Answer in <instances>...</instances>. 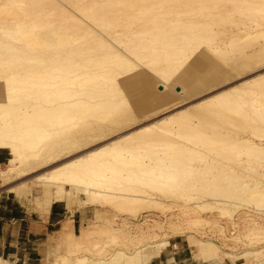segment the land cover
<instances>
[{"label":"rangeland","instance_id":"374dc122","mask_svg":"<svg viewBox=\"0 0 264 264\" xmlns=\"http://www.w3.org/2000/svg\"><path fill=\"white\" fill-rule=\"evenodd\" d=\"M78 64L84 71L63 75L59 70ZM88 70L104 77L87 83ZM23 76L32 77L27 81L34 86L37 81L41 91L54 88L52 94L61 88L65 94L80 88L107 91V98L99 100L109 96L114 109L43 123L49 130L65 131L85 124L100 137L33 171L21 166L11 170L6 161L0 165L3 194L11 195L10 187L29 185L35 173L169 120L138 148H126L123 158L108 159L103 176L93 182L109 193L84 206L90 210L85 234L65 237L50 264H112L116 254H121L119 264L131 257L142 262L178 234L192 238L190 243L207 241L205 247H195L204 258L219 252L243 264H264V214L255 211L264 207V198L232 194L244 180L251 187L264 183V160H253L243 144L250 139L264 147V0H0V78L8 77L10 85ZM26 82L19 83L30 84ZM236 87L243 90L238 96L233 95ZM33 90L26 92L29 97L19 91L21 96L13 94L14 99L32 102ZM223 92L229 96L215 97ZM58 93L51 94L52 104L66 102L68 94ZM114 116L124 124L110 131ZM34 141L38 148L41 140ZM221 174H233L235 180L226 183ZM64 189V195L70 193L68 201H86L80 192ZM29 190L24 197L36 201H43L46 192L50 200L64 196L52 186ZM250 251L255 255L235 258Z\"/></svg>","mask_w":264,"mask_h":264},{"label":"bare ground","instance_id":"6f19581e","mask_svg":"<svg viewBox=\"0 0 264 264\" xmlns=\"http://www.w3.org/2000/svg\"><path fill=\"white\" fill-rule=\"evenodd\" d=\"M6 50H4V51H6ZM95 64H96V60H95ZM78 66H79V64H78ZM62 67H63L62 70H61V67L59 70H60V72L62 71L63 75L69 74L70 72H74L76 74V72L80 73V72L84 71V70H81V68H80L81 66L77 67V65L76 66L75 65L74 66L63 65ZM84 67H87V66L85 65ZM84 67H82V68L85 69ZM88 71H90V70H88ZM56 72H55V75H56ZM88 73H89L88 77L85 78V81L87 83L91 80H94V79L97 80L96 79V78H98L97 76H101V78L104 77L103 75H97L98 72L95 73L94 71H90ZM90 73H92V74H90ZM25 75L26 74H24V76ZM81 75H83V73ZM11 76H14V74L13 75L10 74V77ZM74 76L76 77L77 75H74ZM8 77L0 78V148H5V149L9 150V152H10L9 165H10L11 170L15 169L17 167L19 168V166H21L24 168V171L29 172V171H33L39 167H42V166H45L48 164L49 165L54 164V162H57V160H59L60 158L62 159L63 156H65L67 154H69L68 156H70V154L77 151L78 149L80 150L81 148L96 142L100 137L99 134H94L95 131H93V128L87 127V125L85 127L84 126L85 124H83V126L80 127V129H79V127H78V129L76 128V130H74V129L73 130L68 129L67 131H65V129H63V130L62 129H60V130L59 129L58 130L57 129L49 130L46 128L47 126L46 127L43 126V123H45L46 121L51 122V120L53 118H57L58 116H61V117L64 115L65 116L66 115L71 116V115H74L76 113L79 114V113H83V112H87V111H94V112H99V113L100 112L108 113V112H111L112 109H114L113 105L109 102V100H110L109 96H108V99H109L108 101L104 100L106 95H107V91H101L98 93H92L90 91L84 92V90L81 91L80 90L81 88L80 89L78 88V87L83 86V85H78L77 89H79L80 91L76 90V91L71 92L70 94L67 93L68 94L67 95V94L62 92L61 83L65 82V80L63 79V80L59 81L60 82V88H61L60 93L62 92L61 94L67 95L66 97L64 96L66 99V102L64 101L63 98H62L63 99L62 101L64 103L63 102L61 103V100L59 102L57 99H54V100H57L59 103L52 104V103H54V101L53 100L51 101V99H50V96H51L53 89H54V88L52 89V85L50 88V89H52L51 90L52 92L49 90L51 93L50 92L48 93V91H46L47 88L45 90L44 89L45 87L43 88V87H41V85H40V88H43L44 89L43 91H41L39 89L38 85H37L38 86V88H37V86H36L37 81H35V86L40 91H38L35 88L34 84L33 85L31 84V83H33L31 81H29L30 84H28L27 86L21 85L19 83V82H23V84H24L29 79L30 76L27 77V79H26V77H24L25 79L18 77L19 79L21 78L22 80H20L17 83H14V84L13 83L11 84V82H10V85L8 83L10 77L9 78ZM81 77L84 78V76H81ZM15 78H17V77H15ZM30 78H32V77H30ZM38 78L39 77H37L36 79H38ZM101 78H99V79H101ZM14 79L13 80L11 79V80L14 81ZM17 79H15V80H17ZM50 80H51V82H53V80L51 78H50ZM50 80H48V81L50 82ZM41 81H43V80H41ZM78 81H79V77H78ZM29 82L27 81L26 84ZM51 82H50V84H51ZM80 83H82V81ZM40 84H42V86H44L42 82ZM55 84L57 85V83H55ZM55 84L53 82V85H55ZM58 86L59 85L54 86V87L56 88ZM66 86L68 87V85H66ZM83 87L84 88L86 87V89H87V86H83ZM33 88L35 90H33ZM60 88H57V90ZM66 88H64V90ZM70 88H71V86H70ZM236 88H235L236 90L233 89V90H235V91H233V93H234L233 95L238 96V94H240V92L243 90L241 88H238V87H236ZM29 89L33 90L35 92L34 96H33V94L30 93V95H32V97L30 96V98L33 99L32 102L31 101L28 102L27 100L23 101V100L18 99V98L14 99L15 96L16 97L21 96L20 94L17 95V92H19V91L20 92L24 91L25 92L24 97H27V96L29 97V95L26 96V92H27V94H29L28 93V91H30ZM36 90L38 92H36ZM71 90H72V88H71ZM33 91H32V93H33ZM54 91H55V89H54ZM56 93H58V91ZM56 93L54 92V94H52V96L57 95ZM60 93H58V94H60ZM224 93L225 92L219 93L215 97H218V99H221V100H222V98H227L229 95L224 94ZM100 97H102L104 99L99 100ZM22 99H24V98L22 97ZM208 100H210V99H208ZM118 115H119V113H118ZM120 115H121V112H120ZM122 115L124 116L125 114H122ZM129 116H126V117L128 118ZM127 118H123V119L124 120L126 119L125 121H127L128 120ZM105 119L107 120V117ZM119 119L121 120V118L119 116H114L113 125L110 126V124H109V126H108V129L110 131L112 130L111 128L113 126L117 128L118 126L124 124ZM167 121H169V120L167 119ZM167 121L162 120V121H159L158 123H154V124L149 125L147 127L141 128L132 134H128L125 136L123 135V137L121 136L117 141H113V142H110L106 145L95 148L91 151H88V152L82 154V155H79L77 157H73L72 159H69L68 161L61 162L58 165L56 164L55 166L51 167L50 169H48L46 171H41L38 173L33 172L35 174L31 176V179L29 181L30 186L23 183L26 185V186H24L23 184L20 183L21 185H23L22 187H20L21 185L20 186L16 185L15 187H10L9 192H13L16 195L21 196V195L27 194L28 191H30L29 190L30 187H32L33 185H38V186L44 187V189H45V187L49 188L50 186L55 187L58 190L57 193L62 195L63 193H65L64 188H68L70 190L74 189L76 193L80 192L81 195L83 194L85 196L86 201L84 202V205L85 204L86 205H92V204H94L96 199H99L100 197L102 198L104 196H107V194L109 193L108 188L97 189L98 187L97 188L95 187L97 185L95 184V182H93V180H96L97 178H101L103 176V172H102L103 170L102 169H103L104 164L107 161H109L108 159L111 158L112 160H117L119 158H123L124 157L123 152L126 150V148H128V147L129 148L132 147L133 149L136 147L138 148L142 143H144L145 141L150 140L152 138L151 137L152 133L155 134L157 130H159V129L162 130L161 126L166 125ZM83 128H85V130L87 131L88 134L84 133ZM58 131H59V133H57ZM63 131H65V132H63ZM159 131H157V132H159ZM92 132H94V133H92ZM254 136L256 137L257 135L255 134ZM35 137L38 138L39 140H41V142H40L41 144L38 148L35 147L36 146V142L34 141ZM257 137L259 138V136H257ZM50 138H51V140H49ZM241 141L245 142L244 140H240V142ZM249 141H250V139H249ZM249 141L243 143L244 147L246 148V151H247L246 153L250 157L252 156L253 160H254V157L256 159L258 158L260 160H264V147H262L260 143L259 144L261 147L260 146L257 147L255 144H253L254 143L253 140H252L253 143L251 142L252 143V145H251V143H249ZM259 144H257V145H259ZM244 147H243V149H244ZM35 148H36V150L34 153L27 154L28 150L35 149ZM127 153L128 152L126 151V153H125V155L127 156V157L125 156L126 158H128ZM129 156H130V154H129ZM131 156H133V155H131ZM263 164H264V162H263ZM111 168H112V166H111ZM242 172H243V170H242ZM25 173L23 175H25ZM221 177H222L223 181H224V179H227L226 183H228V181H230L231 179L232 180L234 179V178H232L233 174H232V177L228 176V178H227V176L225 177V175L221 174ZM109 178L107 176L106 179H109ZM102 180H103V178H102ZM216 180L217 179L214 178L212 180V183L217 184L218 180L217 181ZM243 182H241V184L236 185V187L239 186V188L237 187L236 190L231 189L232 191L234 190L232 193L234 196H239V198H240V197H242V194L245 193L246 195L249 194L248 196H250V197L252 194H254L253 196H257L258 198H260V197L264 198V183H259V184L257 183V186L253 187V185H252V187H251V185L249 186L250 182L248 184L243 183ZM218 184H219V182H218ZM214 186H216V185H214ZM227 188H225V189H227ZM228 192H229V190H228ZM48 193H50V192L48 191ZM110 194L113 196H117V194H114L113 192H110ZM219 194H220V192H219ZM50 195L51 194H49V196ZM43 196H44V204L43 205L48 206V204H50V201H51L50 198L51 197L50 198H48L49 196L47 197V192ZM54 197H52V200ZM215 197H213L212 200L217 202V199H214ZM221 200H223V202H224L226 199L225 200L221 199ZM247 202H249V201L247 200ZM237 203H238V201H237ZM240 203L241 202H239L238 204H240ZM199 208H200V206H199ZM252 209H253V207H252ZM256 210H257V212L259 211V212L264 214V207H261V208L255 207V211ZM174 233L175 234H173V235L177 234L176 232H174ZM178 236H180V235L178 234ZM193 242H191V244ZM206 242H199L198 241L192 245L195 247H197V246H202V247L204 246L205 247L208 243V242L207 243ZM207 249H208V247H207ZM254 251L239 254L235 258H238V257H242V259L250 258V257L255 255ZM139 253L140 252H137V254H139ZM206 253L204 252V256ZM120 256H121V254H116L112 259V264H119L118 259H120L119 258ZM135 256H133V257H135ZM139 258L140 257H138V259ZM202 258L204 259V257H202ZM138 259L131 257L124 264H141L140 260H138ZM263 260H264V256H263ZM249 261H250V259H249ZM0 264H2L1 261H0ZM62 264H67V262H62ZM88 264H93V263L90 261V262H88Z\"/></svg>","mask_w":264,"mask_h":264},{"label":"crops","instance_id":"0c3cea01","mask_svg":"<svg viewBox=\"0 0 264 264\" xmlns=\"http://www.w3.org/2000/svg\"><path fill=\"white\" fill-rule=\"evenodd\" d=\"M9 160V150L0 148V165ZM9 193H0L2 264H50L64 247L61 241L65 237L85 234V214L90 212L89 207H84L85 200L68 201L66 197L70 193H66L44 206V196L43 201H36L34 197H24L26 194ZM155 250L141 264H243L219 252L215 257L203 259L195 246L182 236L170 237Z\"/></svg>","mask_w":264,"mask_h":264}]
</instances>
